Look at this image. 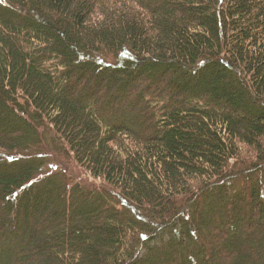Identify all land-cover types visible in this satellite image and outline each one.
<instances>
[{
    "label": "trees",
    "instance_id": "1",
    "mask_svg": "<svg viewBox=\"0 0 264 264\" xmlns=\"http://www.w3.org/2000/svg\"><path fill=\"white\" fill-rule=\"evenodd\" d=\"M0 264H264V0H0Z\"/></svg>",
    "mask_w": 264,
    "mask_h": 264
},
{
    "label": "rangeland",
    "instance_id": "2",
    "mask_svg": "<svg viewBox=\"0 0 264 264\" xmlns=\"http://www.w3.org/2000/svg\"><path fill=\"white\" fill-rule=\"evenodd\" d=\"M58 171L67 173V175L70 176L75 182H79L85 186H91L94 181L89 176L80 174L73 167L67 165L64 162L57 161L54 156H51L46 167V174H52Z\"/></svg>",
    "mask_w": 264,
    "mask_h": 264
}]
</instances>
